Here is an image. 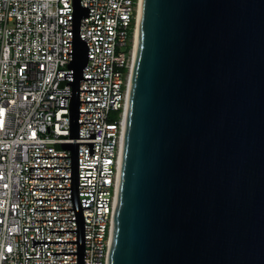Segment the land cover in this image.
<instances>
[{
  "label": "water",
  "instance_id": "water-1",
  "mask_svg": "<svg viewBox=\"0 0 264 264\" xmlns=\"http://www.w3.org/2000/svg\"><path fill=\"white\" fill-rule=\"evenodd\" d=\"M69 188L85 264L79 198L80 89L90 49L81 38L89 6L73 0ZM109 264H264V0H143L126 112L121 181Z\"/></svg>",
  "mask_w": 264,
  "mask_h": 264
},
{
  "label": "built area",
  "instance_id": "built-area-1",
  "mask_svg": "<svg viewBox=\"0 0 264 264\" xmlns=\"http://www.w3.org/2000/svg\"><path fill=\"white\" fill-rule=\"evenodd\" d=\"M73 0H0V264L77 263L71 189L70 101ZM141 0H81V38L90 54L80 89V138L97 133L94 155L79 145V198L85 218V264H109L121 181L126 112Z\"/></svg>",
  "mask_w": 264,
  "mask_h": 264
},
{
  "label": "bare ground",
  "instance_id": "bare-ground-1",
  "mask_svg": "<svg viewBox=\"0 0 264 264\" xmlns=\"http://www.w3.org/2000/svg\"><path fill=\"white\" fill-rule=\"evenodd\" d=\"M142 10H143V0H141L140 8H139V15H138V23H137V30H136V36H135V44H134V50H133V69H134V64L137 56V49H138V40H139V31H140V24H141V19H142ZM132 69V72H133ZM132 80V76H131Z\"/></svg>",
  "mask_w": 264,
  "mask_h": 264
}]
</instances>
